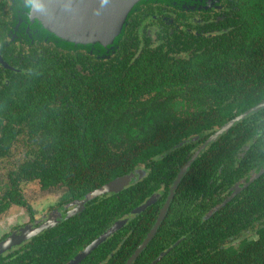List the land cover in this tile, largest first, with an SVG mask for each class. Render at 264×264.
<instances>
[{"label":"flooded vegetation","instance_id":"obj_1","mask_svg":"<svg viewBox=\"0 0 264 264\" xmlns=\"http://www.w3.org/2000/svg\"><path fill=\"white\" fill-rule=\"evenodd\" d=\"M32 5L0 0V264H73L122 222L78 264H264V107L213 141L228 123L264 104V45L251 47L253 60L232 64L237 76L208 77L204 95L186 109L168 101L149 108L169 112L171 122L189 119L201 135L160 157L159 172L170 167L171 184L161 182L160 191L132 210L124 194L146 187L145 163L131 169L127 159L112 156L76 180L65 173L75 160L53 156L56 147L96 148L112 139L113 104L100 110L96 97L119 55L131 57L129 65L144 53L211 56L227 49L219 42L236 34L245 17L252 33L264 36V0H220L206 11L142 6L118 52L103 61L51 40L32 19ZM228 114L216 126L207 121ZM200 116L202 126L195 124ZM198 153L167 206L179 174ZM191 172V188H181ZM127 178L121 191L96 195ZM101 203L108 204L107 217Z\"/></svg>","mask_w":264,"mask_h":264},{"label":"trees","instance_id":"obj_2","mask_svg":"<svg viewBox=\"0 0 264 264\" xmlns=\"http://www.w3.org/2000/svg\"><path fill=\"white\" fill-rule=\"evenodd\" d=\"M252 30L253 21L245 17L236 34L226 36L219 42L227 49H217L211 56L201 54L198 57L185 55L183 58H176V56L169 58L164 54L144 53L133 65H129L131 57L123 58L119 55L113 60L114 73L108 78L99 80L103 84L104 91L99 92L96 97L100 110L106 109L107 103L113 104L115 130L112 139L108 140V145L99 144L96 148L56 147V153L53 156L58 159L63 156L75 160L68 165L69 170L65 173L71 174L76 180L83 177L84 174L81 171L90 164L102 165L103 168L105 166L103 164L107 163L112 156L127 159L131 169L145 163L150 169L145 182L146 187L142 189L141 185L135 186L124 194L129 196V205L132 210L154 192L160 191L161 182L171 184L172 177L169 175V170L167 172L170 167L165 166L167 169L162 168L159 172L160 157L166 153L171 155L173 146H179L184 139L201 135L198 127H193V122L189 119L183 117L171 122L169 112L154 113L152 111L150 114L149 108L155 109L158 103L165 107V102L168 101L172 102L170 104L177 105L179 110L186 109L187 106L184 107V104L204 95L208 77L237 76L232 64L237 61L242 63V61L253 60L254 50L251 47L257 44L264 45V36L253 34ZM209 64L213 65L208 67ZM239 67H241L240 64ZM109 85L111 86L108 91ZM240 106L243 107V104L240 103ZM228 118H231L230 114L210 116L207 121L212 126H216ZM148 119L152 122L149 123ZM166 122L171 124L166 126ZM197 123L202 126L203 116L197 117L195 124ZM232 131L233 129H230L227 133L230 134ZM151 160L157 163L151 164ZM96 169L95 167L93 174L95 178L98 175ZM52 172H57L56 167L52 169ZM193 174L191 172L185 177L181 188H191ZM98 208L99 211L103 210V214L100 215L107 217L108 204L101 203Z\"/></svg>","mask_w":264,"mask_h":264},{"label":"water","instance_id":"obj_3","mask_svg":"<svg viewBox=\"0 0 264 264\" xmlns=\"http://www.w3.org/2000/svg\"><path fill=\"white\" fill-rule=\"evenodd\" d=\"M219 1L220 0H33L31 14L32 19L37 20L39 27L44 29L48 37L55 43L63 45L68 49L87 50L92 55H96L99 60L103 61L110 59L118 52L130 24V20L132 16L139 11L140 7L149 4H162L182 11H206L215 7ZM262 107H264V104L257 109H251L246 114L228 123L213 137V141H217L234 127L235 124L244 121L250 117L252 113L258 111ZM198 156L199 153L179 174L172 188L167 206L170 205L174 191H176L185 174L188 172V169ZM129 182L130 178L118 180L101 189L96 195L117 193L124 189ZM155 200V198H152L146 205L154 203ZM144 208L145 206L139 208L136 213L138 214ZM124 223L125 222H122L111 231L106 232L73 264H78L99 245L106 242L108 237L119 227H122ZM138 253L133 259L137 258Z\"/></svg>","mask_w":264,"mask_h":264}]
</instances>
